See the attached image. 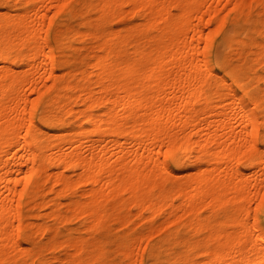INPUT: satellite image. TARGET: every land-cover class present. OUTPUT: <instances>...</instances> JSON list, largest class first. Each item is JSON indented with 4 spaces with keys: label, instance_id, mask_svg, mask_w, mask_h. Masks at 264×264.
I'll return each instance as SVG.
<instances>
[{
    "label": "bare ground",
    "instance_id": "1",
    "mask_svg": "<svg viewBox=\"0 0 264 264\" xmlns=\"http://www.w3.org/2000/svg\"><path fill=\"white\" fill-rule=\"evenodd\" d=\"M259 143L264 0H0V264H106L133 216L178 227L115 264H264Z\"/></svg>",
    "mask_w": 264,
    "mask_h": 264
},
{
    "label": "rangeland",
    "instance_id": "2",
    "mask_svg": "<svg viewBox=\"0 0 264 264\" xmlns=\"http://www.w3.org/2000/svg\"><path fill=\"white\" fill-rule=\"evenodd\" d=\"M221 14H225L224 11H220ZM129 14V13H128ZM115 25L121 26L122 22L115 21ZM262 144L259 143V150L253 151L254 153H257L258 155L262 156V159H264V146L261 147ZM246 149V148H244ZM194 170H192L193 172ZM191 175V170L189 168H181L174 171L173 179H181L186 176ZM248 177H252V175H249ZM238 205H242L241 202H238ZM112 210H118L121 209L125 214L129 212L135 213L137 211V208L131 207L130 205H119V204H113L111 206ZM251 209V216L249 217L248 221L251 225L253 220L255 219L253 216L254 211L257 209V205L255 202H253L250 206ZM221 208H219L217 205L213 209V213H216L219 218H217L216 226L207 231L205 228H202L203 230L199 231H192L185 229L183 230V237H188L191 239H197L202 238L204 235H206V239L210 245H217L220 243V241L223 240L224 232L223 229L229 230L232 227L233 219L235 217V214L230 211L227 217L220 218L222 215ZM203 212V210H202ZM258 219V218H257ZM261 219V215L259 217ZM101 227L99 229L101 238L104 240V246L107 247V256L106 258V264H115L118 261L123 260V255L118 251L117 241H122L125 237H131L135 240V244L137 246L141 245L143 246L145 244V241L152 239V237H164V235L169 232L173 227H178V224H167V220L164 218H159L157 220H143L142 218L132 217V219L128 220L125 217L122 218L119 221L109 219L107 222L101 223L99 226ZM118 242V243H119ZM97 243V242H96ZM61 255H64L63 253H66L65 248H61L60 250ZM45 254L48 256L50 255L49 251H45Z\"/></svg>",
    "mask_w": 264,
    "mask_h": 264
}]
</instances>
